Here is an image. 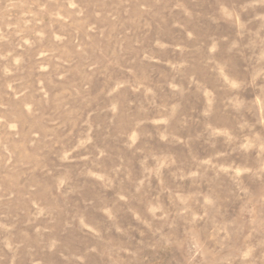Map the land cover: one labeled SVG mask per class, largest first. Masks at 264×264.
I'll return each instance as SVG.
<instances>
[{
	"label": "rangeland",
	"instance_id": "obj_1",
	"mask_svg": "<svg viewBox=\"0 0 264 264\" xmlns=\"http://www.w3.org/2000/svg\"><path fill=\"white\" fill-rule=\"evenodd\" d=\"M0 264H264V0H0Z\"/></svg>",
	"mask_w": 264,
	"mask_h": 264
}]
</instances>
